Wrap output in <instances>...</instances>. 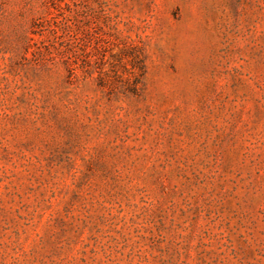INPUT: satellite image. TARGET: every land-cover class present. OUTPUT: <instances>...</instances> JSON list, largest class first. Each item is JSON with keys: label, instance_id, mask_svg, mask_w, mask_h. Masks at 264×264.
Instances as JSON below:
<instances>
[{"label": "rangeland", "instance_id": "obj_1", "mask_svg": "<svg viewBox=\"0 0 264 264\" xmlns=\"http://www.w3.org/2000/svg\"><path fill=\"white\" fill-rule=\"evenodd\" d=\"M0 264H264V0H0Z\"/></svg>", "mask_w": 264, "mask_h": 264}, {"label": "trees", "instance_id": "obj_2", "mask_svg": "<svg viewBox=\"0 0 264 264\" xmlns=\"http://www.w3.org/2000/svg\"><path fill=\"white\" fill-rule=\"evenodd\" d=\"M129 91L135 92L136 91V88H129Z\"/></svg>", "mask_w": 264, "mask_h": 264}]
</instances>
